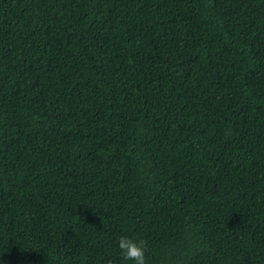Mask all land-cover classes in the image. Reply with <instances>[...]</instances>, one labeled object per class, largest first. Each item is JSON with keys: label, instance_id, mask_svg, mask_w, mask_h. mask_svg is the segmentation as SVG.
<instances>
[{"label": "trees", "instance_id": "trees-1", "mask_svg": "<svg viewBox=\"0 0 264 264\" xmlns=\"http://www.w3.org/2000/svg\"><path fill=\"white\" fill-rule=\"evenodd\" d=\"M264 264V0H0V264Z\"/></svg>", "mask_w": 264, "mask_h": 264}, {"label": "clouds", "instance_id": "clouds-1", "mask_svg": "<svg viewBox=\"0 0 264 264\" xmlns=\"http://www.w3.org/2000/svg\"><path fill=\"white\" fill-rule=\"evenodd\" d=\"M118 247L125 261H129L131 264H145L142 241L122 235L119 238Z\"/></svg>", "mask_w": 264, "mask_h": 264}]
</instances>
